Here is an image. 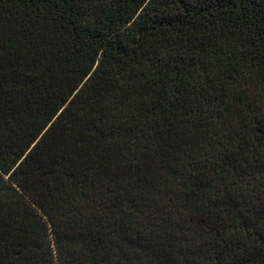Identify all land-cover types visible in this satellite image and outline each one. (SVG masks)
<instances>
[{
	"label": "trees",
	"instance_id": "1",
	"mask_svg": "<svg viewBox=\"0 0 264 264\" xmlns=\"http://www.w3.org/2000/svg\"><path fill=\"white\" fill-rule=\"evenodd\" d=\"M0 264H264V0H0Z\"/></svg>",
	"mask_w": 264,
	"mask_h": 264
},
{
	"label": "rangeland",
	"instance_id": "2",
	"mask_svg": "<svg viewBox=\"0 0 264 264\" xmlns=\"http://www.w3.org/2000/svg\"><path fill=\"white\" fill-rule=\"evenodd\" d=\"M2 178L0 177V180H1Z\"/></svg>",
	"mask_w": 264,
	"mask_h": 264
}]
</instances>
